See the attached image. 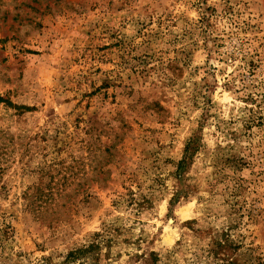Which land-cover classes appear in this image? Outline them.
<instances>
[{
    "label": "rangeland",
    "instance_id": "1",
    "mask_svg": "<svg viewBox=\"0 0 264 264\" xmlns=\"http://www.w3.org/2000/svg\"><path fill=\"white\" fill-rule=\"evenodd\" d=\"M0 100V264H264V0H0Z\"/></svg>",
    "mask_w": 264,
    "mask_h": 264
},
{
    "label": "trees",
    "instance_id": "2",
    "mask_svg": "<svg viewBox=\"0 0 264 264\" xmlns=\"http://www.w3.org/2000/svg\"><path fill=\"white\" fill-rule=\"evenodd\" d=\"M1 101V100H0ZM192 142H189L185 148L186 157L179 163V167L183 168L187 164L188 154L192 153L194 149L192 148ZM99 249V244H95V242L91 243L87 247L79 248L74 251L68 253L65 261L62 264H70L71 262L78 261L79 259L87 256L88 254H94Z\"/></svg>",
    "mask_w": 264,
    "mask_h": 264
}]
</instances>
